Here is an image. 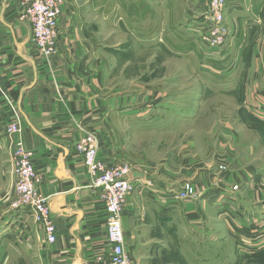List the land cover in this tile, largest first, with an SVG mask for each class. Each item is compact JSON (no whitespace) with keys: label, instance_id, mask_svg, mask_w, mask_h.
I'll list each match as a JSON object with an SVG mask.
<instances>
[{"label":"crops","instance_id":"crops-1","mask_svg":"<svg viewBox=\"0 0 264 264\" xmlns=\"http://www.w3.org/2000/svg\"><path fill=\"white\" fill-rule=\"evenodd\" d=\"M250 1L252 13L229 16L232 34L228 56L223 60L217 57L209 64L203 60L196 63L210 68L225 63L232 69L239 61H246L250 77L256 58L261 59L260 66L253 71L256 75L252 73L254 86L246 87L245 100L248 108L253 107L258 117L264 119V44L262 50L255 44L248 47L246 38L262 26L264 0ZM209 2L63 0L56 53L47 60L32 41L22 0H0V264H100L109 258L106 205L101 190L90 184L83 158L75 147L85 133L98 132L101 158L108 163L120 162L119 152L104 137L106 128L110 129L109 119L117 113L115 99L111 102L106 96L107 37L112 36L119 49L124 33L132 39L144 36V44H140L146 49L156 45L166 50L174 36L182 41L178 46L184 53H194L198 47L203 49L197 21ZM110 27L113 31L106 35ZM233 51L237 57H233ZM118 103L121 104V97ZM12 123L18 131L9 132ZM19 141L33 153L39 177L36 187L47 197L54 217L53 243L48 242L43 225L34 219L30 208H13L16 175L11 154ZM213 174L207 171L206 178L200 176L202 198L216 193ZM259 174L264 171L254 176ZM135 175L136 188L141 187L128 196L122 224L128 249L136 264H140L141 252L154 241L153 218L170 223L182 211L191 212L193 206L184 204L182 209L169 205L170 214L163 216V207L153 200L142 204L136 194L145 191L150 197L151 191H167L152 186L154 174L143 177L135 170ZM215 203L212 198L199 208L206 212L207 205H211L214 212ZM209 224L210 238L213 228Z\"/></svg>","mask_w":264,"mask_h":264},{"label":"rangeland","instance_id":"rangeland-1","mask_svg":"<svg viewBox=\"0 0 264 264\" xmlns=\"http://www.w3.org/2000/svg\"><path fill=\"white\" fill-rule=\"evenodd\" d=\"M240 12L247 13L245 9ZM262 22L261 28L246 35L248 47L255 44L262 50L264 16ZM112 31L110 27L105 33ZM112 38L107 37L104 52L106 96L108 101L115 99L117 113L109 119L110 129L106 128L104 137L119 152L120 162L115 163L127 162L143 177L154 174L152 186L168 194L177 193L187 183L196 188L194 197L187 200L193 206L191 212L182 211L170 223L151 219L154 241L141 252L140 264H264L263 253L255 254L239 241L245 238L244 230H230L226 215L218 214L229 204L240 223L251 227L253 220H260L264 226V204L252 195V176L264 171V119L245 100L246 87L254 86L253 71L261 59L256 58L254 76L249 77L246 61L232 69L225 63L198 66L196 62L209 64L216 57L199 47L194 53H184L178 37L171 36L166 50L156 45L146 49L140 44L144 36L132 39L124 33L119 49ZM258 38L263 41L257 42ZM232 55L237 57V52ZM207 171L214 173L217 190L240 185L235 200L214 199L218 191L201 197L200 176L206 178ZM136 197L140 203H152L145 191ZM212 198L216 210L207 205L202 212L199 205ZM208 224L213 228L210 238ZM262 225L253 233L252 243L258 244L252 245L258 250L264 246Z\"/></svg>","mask_w":264,"mask_h":264},{"label":"built area","instance_id":"built-area-1","mask_svg":"<svg viewBox=\"0 0 264 264\" xmlns=\"http://www.w3.org/2000/svg\"><path fill=\"white\" fill-rule=\"evenodd\" d=\"M26 9V17L31 25V38L39 53L47 60H50L56 53L57 41L59 38V27L63 12V0H22ZM250 0H210L208 9L197 21V32L203 48L211 58H226L228 49L231 46L232 28L229 16L236 14L240 8L252 13ZM18 131L15 123L9 126V132ZM76 151L82 156L84 166L90 184L101 190L102 199L106 205L107 219V241L110 248V256L101 260L100 264H136V261L128 249L123 230V210L128 196L137 186L138 177L132 166L127 162L108 163L99 154L100 142L96 133H85L75 144ZM33 153L28 150L23 142H17L12 150L11 157L15 163V199L13 207L31 209L34 219L43 225L49 243L56 240V228L54 217L47 197L37 190L39 180L37 170L32 160ZM254 191L253 198L264 204V174L252 177ZM239 184H232L230 187H221L217 190L214 199L227 197L235 200V194L239 192ZM196 188L194 184L187 183L175 194H161L158 190L150 192L151 199L163 207L162 215L170 214V206H180L187 200L194 197ZM231 205L226 204L218 214L224 213L225 219L232 228L239 231L244 230V237L239 239L245 244L248 250H255L253 253L264 251V246L258 250L252 244L254 231L261 228L262 221L253 220L254 224L240 223L231 211ZM258 225V226H257ZM239 229H237V228ZM262 228L264 226L262 225ZM264 235V231L262 232ZM264 236L262 237V241ZM249 244V245H246ZM256 243L255 245H257ZM257 248V249H256Z\"/></svg>","mask_w":264,"mask_h":264},{"label":"trees","instance_id":"trees-1","mask_svg":"<svg viewBox=\"0 0 264 264\" xmlns=\"http://www.w3.org/2000/svg\"><path fill=\"white\" fill-rule=\"evenodd\" d=\"M264 254V252H262Z\"/></svg>","mask_w":264,"mask_h":264}]
</instances>
